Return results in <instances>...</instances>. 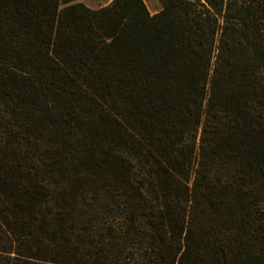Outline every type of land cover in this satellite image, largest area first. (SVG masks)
<instances>
[{
    "label": "trees",
    "instance_id": "1",
    "mask_svg": "<svg viewBox=\"0 0 264 264\" xmlns=\"http://www.w3.org/2000/svg\"><path fill=\"white\" fill-rule=\"evenodd\" d=\"M0 0V264H264V0Z\"/></svg>",
    "mask_w": 264,
    "mask_h": 264
},
{
    "label": "rangeland",
    "instance_id": "2",
    "mask_svg": "<svg viewBox=\"0 0 264 264\" xmlns=\"http://www.w3.org/2000/svg\"><path fill=\"white\" fill-rule=\"evenodd\" d=\"M82 2L86 6L90 8H98L100 6L106 5L110 2V0H76ZM150 11V13H155L160 9L159 0H143Z\"/></svg>",
    "mask_w": 264,
    "mask_h": 264
}]
</instances>
